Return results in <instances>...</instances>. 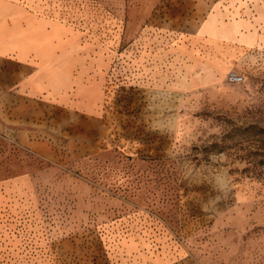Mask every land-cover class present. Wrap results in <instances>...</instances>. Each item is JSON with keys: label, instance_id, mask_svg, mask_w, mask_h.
<instances>
[{"label": "rangeland", "instance_id": "rangeland-1", "mask_svg": "<svg viewBox=\"0 0 264 264\" xmlns=\"http://www.w3.org/2000/svg\"><path fill=\"white\" fill-rule=\"evenodd\" d=\"M9 1L65 30L34 41L36 76L53 79L31 88L61 108L0 94V264H264V66L231 65L243 39L220 49L209 86L104 70L142 32L182 66L211 10L228 19L207 22L212 41L239 33L238 1Z\"/></svg>", "mask_w": 264, "mask_h": 264}, {"label": "crops", "instance_id": "crops-1", "mask_svg": "<svg viewBox=\"0 0 264 264\" xmlns=\"http://www.w3.org/2000/svg\"><path fill=\"white\" fill-rule=\"evenodd\" d=\"M237 1L230 18L237 22L239 33H233L227 38L219 36L212 41L205 31L207 22L214 15L217 22H227L228 19L227 16L219 15L215 9L211 10L191 35V41L196 39L199 43L198 52H184L182 58H185V61L182 66H166L163 63L164 54L149 40L150 37L142 32L129 49L118 52L117 66H104V70L108 69L114 79L139 87L172 86L184 90L192 85L209 86L223 76L218 66L223 54L220 49L223 45L238 43L237 38L243 39L244 47L241 51H236L235 56L231 58V65L233 60L242 54L243 61L248 65L264 66V0ZM39 23L42 25L41 29ZM32 24L37 25L32 28ZM64 30L65 26L56 20L32 14L12 1L0 0V94L6 96L5 99L8 104H12V108L28 107L32 102L61 108L51 103L49 98L37 95L31 88L47 86V81L53 79L51 72H46L42 77L36 76L42 64V60L37 63V42L47 37L54 39L55 36H61ZM54 42L50 41L53 45ZM251 48H254L252 52L246 51ZM49 54L45 50V56ZM105 58L110 61L111 55ZM68 111L76 115L85 114L78 109Z\"/></svg>", "mask_w": 264, "mask_h": 264}, {"label": "built area", "instance_id": "built-area-1", "mask_svg": "<svg viewBox=\"0 0 264 264\" xmlns=\"http://www.w3.org/2000/svg\"><path fill=\"white\" fill-rule=\"evenodd\" d=\"M227 80L231 83H238L242 81V78L238 76L237 74H235V72L231 71L227 75Z\"/></svg>", "mask_w": 264, "mask_h": 264}, {"label": "bare ground", "instance_id": "bare-ground-1", "mask_svg": "<svg viewBox=\"0 0 264 264\" xmlns=\"http://www.w3.org/2000/svg\"><path fill=\"white\" fill-rule=\"evenodd\" d=\"M230 72H231V71H229L228 73H230ZM228 73H227V74H228Z\"/></svg>", "mask_w": 264, "mask_h": 264}]
</instances>
